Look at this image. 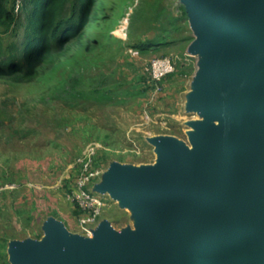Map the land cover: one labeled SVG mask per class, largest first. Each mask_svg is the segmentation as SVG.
<instances>
[{"label":"rangeland","instance_id":"rangeland-1","mask_svg":"<svg viewBox=\"0 0 264 264\" xmlns=\"http://www.w3.org/2000/svg\"><path fill=\"white\" fill-rule=\"evenodd\" d=\"M17 13L16 25L0 31L6 46L22 42ZM199 37L177 0H93L79 37L30 81L0 78V264L10 243H43L51 224L82 236L67 195L81 175L75 162L90 148L87 172L98 175L87 189L103 203L91 240L141 229L140 216L110 190L114 169L157 165L156 139L191 152L197 123L224 125L195 107L211 51L197 46ZM154 61H169L173 71L153 81Z\"/></svg>","mask_w":264,"mask_h":264},{"label":"water","instance_id":"water-1","mask_svg":"<svg viewBox=\"0 0 264 264\" xmlns=\"http://www.w3.org/2000/svg\"><path fill=\"white\" fill-rule=\"evenodd\" d=\"M210 47L195 107L193 149L153 144L160 162L117 167L110 190L140 216L139 231L10 243V264H264V0H177Z\"/></svg>","mask_w":264,"mask_h":264},{"label":"trees","instance_id":"trees-1","mask_svg":"<svg viewBox=\"0 0 264 264\" xmlns=\"http://www.w3.org/2000/svg\"><path fill=\"white\" fill-rule=\"evenodd\" d=\"M93 0H0V31L16 25L24 15L22 42L6 46L0 34V78L26 83L43 64L59 56L83 31ZM17 4L19 9L16 10ZM7 239L2 242L5 248ZM4 264H9L4 256Z\"/></svg>","mask_w":264,"mask_h":264},{"label":"built area","instance_id":"built-area-1","mask_svg":"<svg viewBox=\"0 0 264 264\" xmlns=\"http://www.w3.org/2000/svg\"><path fill=\"white\" fill-rule=\"evenodd\" d=\"M147 71L153 81H160L171 73L173 68L169 61H154L149 65ZM88 151L85 159H77L75 162L74 167H82L81 175L76 181V190L67 195V199L74 203L79 211V232L87 237L91 235L90 229L99 217L103 205L101 199L87 189L88 183L98 175V171L87 172V169L91 168L92 159L90 157L94 154V148H90Z\"/></svg>","mask_w":264,"mask_h":264}]
</instances>
